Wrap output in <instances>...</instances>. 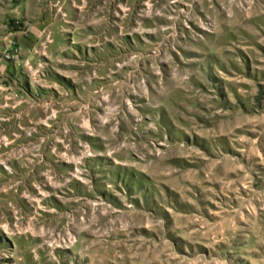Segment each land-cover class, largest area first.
I'll return each instance as SVG.
<instances>
[{
  "label": "rangeland",
  "instance_id": "374dc122",
  "mask_svg": "<svg viewBox=\"0 0 264 264\" xmlns=\"http://www.w3.org/2000/svg\"><path fill=\"white\" fill-rule=\"evenodd\" d=\"M0 264H264V0H0Z\"/></svg>",
  "mask_w": 264,
  "mask_h": 264
}]
</instances>
